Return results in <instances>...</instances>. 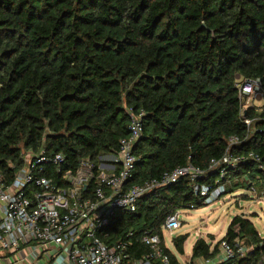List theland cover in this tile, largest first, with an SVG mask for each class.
I'll return each instance as SVG.
<instances>
[{"label": "trees", "instance_id": "trees-1", "mask_svg": "<svg viewBox=\"0 0 264 264\" xmlns=\"http://www.w3.org/2000/svg\"><path fill=\"white\" fill-rule=\"evenodd\" d=\"M249 78L264 89V0H0V172L11 179L10 164L43 148L72 168L79 157L97 164L127 136L130 112L142 110L133 182L192 165L204 171L200 183L213 186L218 171L209 162L236 136L231 150L257 154L263 168L247 160L229 169L235 181L226 190L248 189L240 178L249 172L259 197L264 105L241 112L237 87ZM203 204L180 178L139 198L134 213L117 211L106 243L121 238L130 259L146 255L142 233ZM186 238L173 239L179 254ZM221 241L234 252L221 264H264V235L242 214L213 249L197 239L191 260L215 257Z\"/></svg>", "mask_w": 264, "mask_h": 264}, {"label": "built area", "instance_id": "built-area-1", "mask_svg": "<svg viewBox=\"0 0 264 264\" xmlns=\"http://www.w3.org/2000/svg\"><path fill=\"white\" fill-rule=\"evenodd\" d=\"M237 87L241 112L250 102L264 97L259 78L244 79ZM143 115L142 110L130 112L127 136L119 140L116 153L104 155L105 159L99 156L97 164L89 157H79L72 168L62 153L48 154L43 148L23 153L22 165L18 167L10 164L11 179H5L0 172V261L12 260V254L24 257L23 250L32 247L39 252L37 254L47 253V259L62 251L71 264H122L123 260H130V264H170L164 252L163 235L181 227L178 214L168 215L160 232L142 233L140 241L148 247L149 253L130 259L129 242L118 238L111 244L106 243L110 238L107 228L117 211L134 213L139 198L185 177L193 192L208 204L235 181L231 182L227 175L229 169H237L247 160L263 168L257 154L234 153L231 148L240 141L231 136L221 158L209 162L208 168L218 171L213 186L201 184L204 171L192 165L133 182L137 161L133 148L142 133ZM243 123L247 132H253L250 119L243 118ZM240 180L257 196L249 172ZM259 200H264V192L260 193ZM130 235L131 230L127 233ZM220 249L216 260L208 258L204 264H220L233 256L232 248L225 241H221ZM244 252V247L239 245L237 253Z\"/></svg>", "mask_w": 264, "mask_h": 264}, {"label": "rangeland", "instance_id": "rangeland-1", "mask_svg": "<svg viewBox=\"0 0 264 264\" xmlns=\"http://www.w3.org/2000/svg\"><path fill=\"white\" fill-rule=\"evenodd\" d=\"M248 105L260 108L264 105V97L256 99ZM101 157L105 159V156ZM177 214L178 219L182 223L181 227L173 233L165 232L163 240L167 249L175 255L181 264H185L188 256L191 255V248L197 239H205L213 247L214 243L219 241L225 234L230 220L235 215H244L253 223L261 235L264 234V200H259V197L253 196L248 189L222 191L218 195V199L208 204H203L199 208L179 209L177 210ZM183 234L187 235V239L184 244V255H180L176 251L171 239L173 240V237L176 235ZM23 251L24 257L12 254L13 258L10 262L16 261V264H35L42 261V264H44L43 258H47L44 254H37L39 252L32 247L26 248ZM45 264L49 263L46 262Z\"/></svg>", "mask_w": 264, "mask_h": 264}, {"label": "crops", "instance_id": "crops-1", "mask_svg": "<svg viewBox=\"0 0 264 264\" xmlns=\"http://www.w3.org/2000/svg\"><path fill=\"white\" fill-rule=\"evenodd\" d=\"M109 157L111 156V155H108ZM165 233V232H164ZM264 235V234H263ZM177 236V235H176ZM176 236H174L173 237V239L176 237ZM187 239V238H186ZM199 239H202V238H199ZM205 240V239H204ZM186 241V240H185ZM185 241L183 242V254H180V255H184V244H185ZM206 241V240H205ZM171 242H173V240L171 239ZM207 242V241H206ZM207 243H209V242H207ZM216 243V242H215ZM214 243V244H215ZM210 244V243H209ZM165 245V244H164ZM174 245V244H173ZM214 246V245H213ZM165 247H166V245H165ZM167 248V247H166ZM210 249H213V247L212 246H210ZM191 250H192V248H191ZM61 252V254H59V255H57L56 257H52V258H43L44 259V264L46 263V262H48L49 264H71V262L68 260V258H67V256L64 254L63 255V253H62V251H60ZM220 253H221V249H220V247H219V253L215 256V257H213V258H210V259H215L218 255H220ZM41 254L43 255H46L47 256V253H45L44 251H42L41 252ZM40 255V254H39ZM38 257V256H37ZM36 259H38V258H36ZM206 258H196V259H193V260H191V255L190 256H188V259L185 261V264H204V260H205ZM208 259V258H207ZM216 260V259H215ZM177 261H178V259H177ZM179 262V261H178ZM43 262L42 261H39V262H37V263H35V264H42ZM223 263V262H222ZM0 264H16V263H12V262H10V260H9V258H7V259H4V260H1L0 261ZM179 264H181L180 262H179ZM221 264V263H220Z\"/></svg>", "mask_w": 264, "mask_h": 264}]
</instances>
